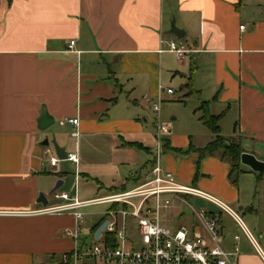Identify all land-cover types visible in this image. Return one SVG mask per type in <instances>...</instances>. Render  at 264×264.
Listing matches in <instances>:
<instances>
[{
	"label": "crops",
	"instance_id": "0c3cea01",
	"mask_svg": "<svg viewBox=\"0 0 264 264\" xmlns=\"http://www.w3.org/2000/svg\"><path fill=\"white\" fill-rule=\"evenodd\" d=\"M172 17L186 33L181 39L168 33ZM169 40L188 50L182 58L188 56V68L178 58L186 81L191 75L187 90L193 89L199 102L208 101L211 114L223 113L220 133L230 120L229 134L221 135L264 162V0H0V264H59L73 248L64 233L75 226L71 214L35 212L57 204H50L47 194L53 195L58 180L57 192L78 198L77 191L67 192L64 163L45 139L55 138L66 153L76 154L77 162L64 159L74 167L75 188L80 176L91 177L78 145L93 139H118L116 147L127 149L141 148L124 142L141 143L152 154L138 170L124 172L120 183L106 186L108 193L150 174L158 145L153 150L132 140L146 139L136 97L157 104L164 93L173 94L161 85L165 72L182 73L172 70ZM124 92L134 94L133 104L128 97L121 101ZM42 109L54 119L43 130L38 128ZM56 122L60 128L51 127ZM190 144L206 145L189 140L187 148ZM166 149L159 145L162 169L244 213L245 221L239 216L258 248L229 215L220 214L222 247L239 248L235 264H264L258 250L264 254V185L243 191L238 184L254 170L241 163L243 172L233 182L229 163L217 154L200 159L195 151L186 161L174 152L162 158ZM50 157L59 159L56 165ZM41 193L46 205L38 201ZM209 204L210 211H218Z\"/></svg>",
	"mask_w": 264,
	"mask_h": 264
},
{
	"label": "built area",
	"instance_id": "2783aa9c",
	"mask_svg": "<svg viewBox=\"0 0 264 264\" xmlns=\"http://www.w3.org/2000/svg\"><path fill=\"white\" fill-rule=\"evenodd\" d=\"M71 45L73 41H70L69 46ZM168 45L169 50L179 59L188 52L184 47L177 46L173 40H169ZM166 92L170 94L173 90L167 88ZM152 108L159 110L158 104H153ZM68 121L77 123V119ZM169 132V124L157 123L158 138ZM72 134L76 135L75 132ZM157 145V160L150 174L130 188L86 200L54 191L53 196L63 202L35 211L68 213L74 217V228L64 230L73 239V248L61 256L59 264H235L234 258L238 255L239 248L234 246L232 251H226L221 245V213L229 215L253 246L258 248L236 209L193 186L179 182L173 173L161 168L158 163L160 144ZM48 152L50 150L45 148V153ZM58 160L50 157L49 163L56 165ZM65 160L77 162L76 154L66 153ZM185 195L204 199L218 211L195 209L184 200ZM177 201H183L188 206L190 222L176 227L162 225L160 210L176 207ZM94 205H106L100 224L95 230L103 222L107 224L98 239L94 237L95 230L90 232L91 242L86 237L81 238L80 232L87 215L83 209ZM179 213L183 214L182 211ZM129 219L135 222L133 231L140 239L138 247H134L128 235ZM234 238L237 240L239 236L235 235ZM258 250L264 261V254Z\"/></svg>",
	"mask_w": 264,
	"mask_h": 264
},
{
	"label": "rangeland",
	"instance_id": "374dc122",
	"mask_svg": "<svg viewBox=\"0 0 264 264\" xmlns=\"http://www.w3.org/2000/svg\"><path fill=\"white\" fill-rule=\"evenodd\" d=\"M178 41V40H177ZM170 63L173 64L174 70H181L182 73L178 72L173 75L171 72H165L164 77L161 81V85L164 89L171 88L173 94L168 95L166 93L162 96V101H154L158 104L159 110L155 111L152 109V102H148L146 99H142V96H137V105L141 107L142 110L138 111V120L143 125L144 131H146V139H132L136 141L143 142L144 145L156 149L157 143L160 144V147L163 148V145L166 139L170 140L171 144L179 149L167 148L161 154L162 158L171 156V152H174L176 159L179 157H184L186 161L191 160L192 150L187 151V145L189 140L195 146H204L213 134L209 129L202 123L199 119L202 115V111L199 110V101L195 94L190 93L186 87H182L186 83V77L184 74H187L184 67L179 66V60L174 55H170ZM185 62V67L188 68V56L185 59H182ZM184 70V74L183 71ZM134 96V94H133ZM133 96L128 97L126 92L121 96V101H125L128 97L131 104L134 103ZM125 103V102H124ZM144 106V107H143ZM165 123L171 126V132L169 135H163L158 138L157 135V123ZM52 128H60L61 126L56 122ZM230 132V120H225L223 122V127L221 133L223 135L229 134ZM131 140V139H128ZM72 145L74 140L71 139ZM51 145V144H50ZM118 139H93L85 145H78V150H80L81 158L84 163H87L89 166V175L80 176L75 188L74 182V167L69 162L62 161L64 163L65 169L62 171L65 177L68 178L66 183L67 192H70L72 195L77 191L78 198L80 200L91 199L95 197H100L108 194V190L105 189L106 186L111 184H118L121 181V176L124 172L127 171L126 175L130 173L129 169H139L140 164L146 161L152 156V154L147 153L142 149L136 148H118ZM53 149V146L51 145ZM154 152V151H153ZM55 154V151L51 152ZM263 157V155H259ZM174 157V158H175ZM125 161V164L120 162ZM261 161V160H260ZM260 171H251L241 175L238 179V184L241 187V190H249L253 188L254 185L261 186L264 185V175L261 179H258V173ZM97 180L101 181L98 182ZM129 184H132L131 182ZM191 184V183H187ZM259 184V185H258ZM62 187H59L57 190L60 191ZM77 189V190H76ZM244 195V192H242ZM50 204L57 203L60 204L63 201L60 199H54L53 195L47 194ZM184 200L191 204L195 209H206L211 210L212 206L205 200L192 197L184 196ZM176 207H170L167 209L160 210V219L161 224L168 227H176L180 224H187L191 214L188 206L185 202L177 201L175 202ZM238 205H232V208L236 209ZM106 209V205H94L87 208H84L83 211L87 213L82 224V230L80 232L81 238H87L88 241H91L90 238V228L96 225L100 218L103 217V212ZM182 211L183 214L178 216V213ZM243 221H245L244 213L238 211ZM135 228V222L132 219H129L128 224V235L133 241L134 247L140 245V239L138 235L133 231Z\"/></svg>",
	"mask_w": 264,
	"mask_h": 264
},
{
	"label": "trees",
	"instance_id": "16d2710c",
	"mask_svg": "<svg viewBox=\"0 0 264 264\" xmlns=\"http://www.w3.org/2000/svg\"><path fill=\"white\" fill-rule=\"evenodd\" d=\"M10 2L11 0H7ZM187 88L191 86V75L187 78V83L184 85ZM189 92H193L190 89ZM202 111V115L199 118L202 123L209 129L213 134V138L201 148H195L192 144L189 145V150H194L199 153V158L202 159L207 156L219 155L222 160H226L229 163V178L235 182L238 175L243 172L241 169V154L244 152L241 144L233 139H226L220 133L219 121L223 116L220 114H211L208 110V101H200V106L198 108ZM124 145L135 146L141 149H148L144 147L141 143H130L124 142ZM169 148L168 141H165V148ZM138 179H135L136 183Z\"/></svg>",
	"mask_w": 264,
	"mask_h": 264
},
{
	"label": "water",
	"instance_id": "95a60500",
	"mask_svg": "<svg viewBox=\"0 0 264 264\" xmlns=\"http://www.w3.org/2000/svg\"><path fill=\"white\" fill-rule=\"evenodd\" d=\"M168 33L172 34L177 39H181V38H183L186 35V33H185V31L183 29L178 28L176 26L174 17H172V19H171ZM53 122H54V119L47 113V111L45 109H42L41 112H40V117H39V121H38V128L42 129V130L46 129ZM49 143L52 144L56 156L59 159L64 160L66 158V152H65L64 148L60 147L57 144L55 138H52L50 141L48 139H45V141L43 142V144H45V145H49ZM241 163L244 164V165H247L248 167H250L254 171H260V172L264 171V162L258 160L255 156H253L251 154L242 153L241 154ZM61 184H62V181L58 180L56 182V184L54 185V187L51 189L50 193L56 191L61 186ZM38 201L41 202L43 205L47 204L46 196L43 195L42 193L39 194ZM239 209H241V207H239ZM106 224H107V222H103L95 230V233H94L95 239L99 238L100 233L105 228Z\"/></svg>",
	"mask_w": 264,
	"mask_h": 264
}]
</instances>
